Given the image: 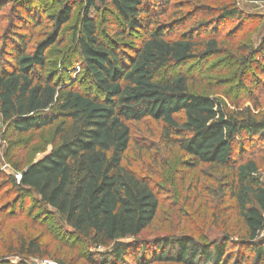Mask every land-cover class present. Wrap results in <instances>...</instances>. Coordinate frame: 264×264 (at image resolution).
Segmentation results:
<instances>
[{
  "label": "trees",
  "instance_id": "16d2710c",
  "mask_svg": "<svg viewBox=\"0 0 264 264\" xmlns=\"http://www.w3.org/2000/svg\"><path fill=\"white\" fill-rule=\"evenodd\" d=\"M35 1L40 0H0V10L10 6L15 22L0 47V117L19 135L57 123V143L39 160L18 164L19 181L0 172V232L7 221L45 228L38 219L54 216L73 242L107 249L87 253L88 264H123L125 257L131 264H264V183L253 153H264V111L238 104L231 109L193 92L196 77L184 71L193 62L227 54L217 27L242 21L236 0L216 6L198 0H46L58 6L49 14ZM76 8L78 59L61 62L58 81L49 75L47 56ZM103 13L120 26L118 38H136L133 45L120 50L104 40L98 19ZM23 29L29 33L17 32ZM234 35L235 30L228 33ZM252 53L235 56L241 73ZM81 78L84 89L77 88ZM145 120L162 125L164 142L178 149L187 168L209 165L225 172L219 195L233 202L241 236L210 242L192 235L141 237L156 218L158 197L122 162L130 124ZM13 145L9 141L5 158ZM28 194L35 197L30 207ZM6 238L3 255L20 264L48 255L34 234Z\"/></svg>",
  "mask_w": 264,
  "mask_h": 264
},
{
  "label": "rangeland",
  "instance_id": "374dc122",
  "mask_svg": "<svg viewBox=\"0 0 264 264\" xmlns=\"http://www.w3.org/2000/svg\"><path fill=\"white\" fill-rule=\"evenodd\" d=\"M198 1L209 6L224 2L222 0ZM35 2L47 11L46 14L58 10V6L52 1ZM236 3L244 15L242 21L225 20L217 27L220 37L218 40L225 47L227 54L209 58L206 61L193 62L184 71L189 76L196 77L191 87L193 92L215 98L231 109L232 104H238L241 107L248 106L252 110L264 111V56L262 54L264 51L260 50L264 44V2L246 3L243 0H236ZM73 13L72 21L62 31L60 44L51 48L47 56L48 72L52 73L48 74L54 75L58 81H63L59 72L62 70L61 62L71 65L78 59L75 53V40L80 28L78 8ZM13 16L10 6L0 10V47L2 43L8 41L6 39L8 36L5 35L6 30L15 25ZM98 19L99 30L109 45L114 44L122 50L126 44L133 45L136 41L135 37L118 38L115 31L120 26L107 14H99ZM232 30H235L234 37L228 36ZM17 32L29 33L26 29ZM248 49H253V53L247 55L246 68L241 73V67L235 64V59L241 51H248ZM64 74L68 72L65 71ZM83 80L81 78V84L77 88L86 87L87 83ZM240 80H243L242 86H240ZM256 106H258L257 109H255ZM56 124L39 132L19 135L13 134L0 117V172L12 175L19 181L20 173L15 170L16 166L19 164L22 168L26 164L39 160L44 156V151L57 143L54 135ZM130 130L131 141L122 164L149 182L159 202L156 218L149 229L142 233V238L151 241L166 236L192 235L200 242H210L225 234L231 235L233 239L242 235L243 223L238 217L233 202L227 196L219 195L225 175L223 170L209 165H199L194 169L187 168L182 163L178 149L168 147L164 142L162 125L159 123L151 120L131 123ZM9 141L14 145L7 154L8 158H5L4 154L7 147L9 148ZM253 153L257 156L259 175L264 183V153L258 154L257 151ZM28 196L27 207H30L35 197L31 194ZM38 210L41 211V206H38ZM37 222H43L47 228L41 225L28 228L25 223L7 221L0 232V246L10 233L13 237L18 234H34L45 244L48 252L44 258L30 259L35 264H58L56 260H62L65 264H88L87 253L107 251L106 248L89 249L73 242L74 239L68 235V229L59 224L54 216L41 215ZM127 241L129 240H124V242ZM228 250L234 252L236 248L234 245H229ZM3 254L0 248V262L17 264L15 257L8 258ZM125 258L127 262L123 264H131V259ZM94 259L98 263V260Z\"/></svg>",
  "mask_w": 264,
  "mask_h": 264
},
{
  "label": "built area",
  "instance_id": "2783aa9c",
  "mask_svg": "<svg viewBox=\"0 0 264 264\" xmlns=\"http://www.w3.org/2000/svg\"><path fill=\"white\" fill-rule=\"evenodd\" d=\"M15 259H16V263L17 264H20L19 261H18V259L17 258H15ZM31 260H28L27 262H25V264H35L34 262H31ZM33 260H35V259H33Z\"/></svg>",
  "mask_w": 264,
  "mask_h": 264
}]
</instances>
